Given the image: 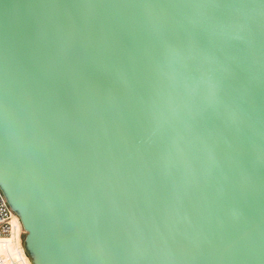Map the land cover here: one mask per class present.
I'll return each instance as SVG.
<instances>
[{
  "label": "water",
  "instance_id": "95a60500",
  "mask_svg": "<svg viewBox=\"0 0 264 264\" xmlns=\"http://www.w3.org/2000/svg\"><path fill=\"white\" fill-rule=\"evenodd\" d=\"M0 189L32 264H264V0H0Z\"/></svg>",
  "mask_w": 264,
  "mask_h": 264
},
{
  "label": "built area",
  "instance_id": "2783aa9c",
  "mask_svg": "<svg viewBox=\"0 0 264 264\" xmlns=\"http://www.w3.org/2000/svg\"><path fill=\"white\" fill-rule=\"evenodd\" d=\"M16 217L19 220L0 189V264H32L23 246L22 226L18 231V241L13 237Z\"/></svg>",
  "mask_w": 264,
  "mask_h": 264
},
{
  "label": "rangeland",
  "instance_id": "374dc122",
  "mask_svg": "<svg viewBox=\"0 0 264 264\" xmlns=\"http://www.w3.org/2000/svg\"><path fill=\"white\" fill-rule=\"evenodd\" d=\"M16 227H17V233H18L19 228L21 227V224L18 221V219L16 220ZM20 231H21V238H23L24 234H25V231L23 230V228ZM14 238H16V240L18 241V235L16 237H14Z\"/></svg>",
  "mask_w": 264,
  "mask_h": 264
},
{
  "label": "bare ground",
  "instance_id": "6f19581e",
  "mask_svg": "<svg viewBox=\"0 0 264 264\" xmlns=\"http://www.w3.org/2000/svg\"><path fill=\"white\" fill-rule=\"evenodd\" d=\"M17 218V217H16ZM18 219V218H17ZM17 219H15L14 220V230H13V237H16L17 235H18V233H17V227H16V220ZM19 221V220H18ZM20 222V221H19ZM20 224H21V222H20ZM22 226V225H21Z\"/></svg>",
  "mask_w": 264,
  "mask_h": 264
}]
</instances>
